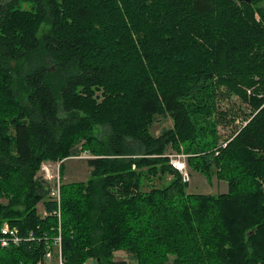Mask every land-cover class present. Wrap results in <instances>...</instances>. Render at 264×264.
<instances>
[{
  "label": "trees",
  "instance_id": "16d2710c",
  "mask_svg": "<svg viewBox=\"0 0 264 264\" xmlns=\"http://www.w3.org/2000/svg\"><path fill=\"white\" fill-rule=\"evenodd\" d=\"M222 86L251 107L226 146L204 123ZM159 115L174 126L154 136ZM81 137L92 178L57 199L38 171ZM180 142L228 192L187 191L165 155ZM143 167L175 178L143 190ZM4 222L22 241L0 264H45L59 234L65 264H264V0H0Z\"/></svg>",
  "mask_w": 264,
  "mask_h": 264
},
{
  "label": "rangeland",
  "instance_id": "374dc122",
  "mask_svg": "<svg viewBox=\"0 0 264 264\" xmlns=\"http://www.w3.org/2000/svg\"><path fill=\"white\" fill-rule=\"evenodd\" d=\"M20 7L25 10H31L33 4L25 1L20 3ZM241 88H243V86H241ZM219 91L223 92V94L218 96L217 109L214 114L206 118L204 123H210L211 126L214 127L212 133L208 132L211 138L216 139L218 145L226 146L231 141L233 134L247 121L251 112V107L248 105V102L242 100L241 97L235 93V90L222 86L219 88ZM219 112H221V114L224 112V114H222L223 116ZM173 126L174 120L171 116L159 115L153 123L151 133L154 136H158L164 128H172ZM96 133L99 135L98 129ZM84 143H86V140L81 137L80 141L72 148L73 152L71 155L65 156L64 158H51L43 162L41 169L38 171V175L48 180L52 190H57L58 186L62 183L87 182L92 178V167L88 163V159L91 158L92 155L89 152L84 153L82 151ZM191 154L193 153L188 152L186 144L183 142H180L178 147L170 145L165 154L170 160L172 157L176 156L185 162L187 171L190 174V180L187 182V191L190 193L205 194L228 192V181L223 179L218 180L216 172L219 168L217 166H212L211 175L207 176L195 170L190 165L189 158ZM141 170L144 171L140 180L143 190H149L151 188L152 184H150V182L157 187H166L175 178L174 175L168 172H158L156 176L152 177V175L149 176L147 167H143ZM178 172L180 173L179 170ZM2 201H7V198H4ZM43 202V200L38 201L35 208L39 215L46 216V208ZM5 224L12 226L9 222H4L2 227ZM59 230H61V228ZM109 260H124L128 264H138L137 257L123 249L116 251ZM44 262L45 264H65L62 261L60 234L55 238L54 247L47 251ZM94 263V259H89L87 262V264Z\"/></svg>",
  "mask_w": 264,
  "mask_h": 264
},
{
  "label": "built area",
  "instance_id": "2783aa9c",
  "mask_svg": "<svg viewBox=\"0 0 264 264\" xmlns=\"http://www.w3.org/2000/svg\"><path fill=\"white\" fill-rule=\"evenodd\" d=\"M170 163L175 169L180 171L184 181L188 182L190 180V174L187 171L186 164L181 158L176 156L172 157ZM59 186L57 190H53V195L57 199L60 198ZM1 232H2V236H0V246L2 247H8L12 244L18 245L22 241V238L19 235V230L17 227L10 226L9 224H5L1 228Z\"/></svg>",
  "mask_w": 264,
  "mask_h": 264
},
{
  "label": "water",
  "instance_id": "95a60500",
  "mask_svg": "<svg viewBox=\"0 0 264 264\" xmlns=\"http://www.w3.org/2000/svg\"><path fill=\"white\" fill-rule=\"evenodd\" d=\"M239 2H245V3H251L252 2V0H238Z\"/></svg>",
  "mask_w": 264,
  "mask_h": 264
}]
</instances>
